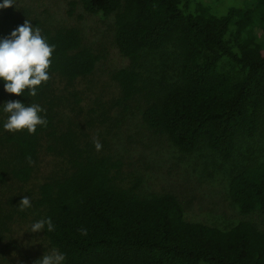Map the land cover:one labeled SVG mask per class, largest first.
Listing matches in <instances>:
<instances>
[{
	"label": "trees",
	"instance_id": "obj_1",
	"mask_svg": "<svg viewBox=\"0 0 264 264\" xmlns=\"http://www.w3.org/2000/svg\"><path fill=\"white\" fill-rule=\"evenodd\" d=\"M79 2L88 13L113 15L114 43L129 59L128 67L113 73L119 102L144 93L142 121L166 134L181 152L206 148L227 163L241 137L253 139L264 129V0L229 3L222 10L204 0ZM12 9H0L1 20L12 26L0 28V37L24 23ZM36 24L55 45L51 78L35 97L27 91L24 96L6 93L0 83V102L39 103L48 121L34 134L0 128V264L7 261L1 242L8 222L32 208L39 220L51 218L54 230L42 233L52 248L66 254L65 264H264V230L252 221L219 227L188 220L175 194L141 195L139 181L120 185L118 159L92 152L78 133L58 129L50 80L88 75L99 56L82 45L76 26ZM169 46L178 77L153 90L142 56ZM43 141L60 158L57 169L27 191L23 186L36 173ZM227 193L244 214L264 211V157L230 169ZM22 196L32 206L21 212Z\"/></svg>",
	"mask_w": 264,
	"mask_h": 264
},
{
	"label": "rangeland",
	"instance_id": "obj_2",
	"mask_svg": "<svg viewBox=\"0 0 264 264\" xmlns=\"http://www.w3.org/2000/svg\"><path fill=\"white\" fill-rule=\"evenodd\" d=\"M222 10L227 4L243 6L245 0H204ZM12 11L21 22L29 20L33 26L43 22L51 26H76L82 45L99 56L93 71L73 80L55 75L50 80L49 95L56 97L54 123L58 129L78 133L82 142L97 151L94 140L102 144L103 155L121 162L117 182L129 187L139 181L141 195L171 192L183 204L185 217L219 227L240 220H250L264 230V211L244 214L227 193L229 170L241 164L254 163L264 157V129L253 139L241 137L233 159L223 162L208 149L184 153L176 148L168 136L157 132L142 121L141 110L146 106L144 93L127 101L120 100V89L113 78L117 70L128 67L114 43L113 15L84 11L79 0H15ZM0 28L10 31L12 26L1 20ZM36 24V25H35ZM172 46L153 53H144L141 64L151 89L162 88L177 79L179 66ZM43 141L38 154L36 173L24 189L32 191L51 170L57 169L58 157L46 150ZM86 147V144H78ZM27 195V194H26ZM24 213V212H23ZM8 222L9 231L1 246H5V264H35L43 253L52 248L42 230L30 232V225L39 220L36 208L25 216ZM7 245V247H6Z\"/></svg>",
	"mask_w": 264,
	"mask_h": 264
},
{
	"label": "clouds",
	"instance_id": "obj_3",
	"mask_svg": "<svg viewBox=\"0 0 264 264\" xmlns=\"http://www.w3.org/2000/svg\"><path fill=\"white\" fill-rule=\"evenodd\" d=\"M15 0H0V9L12 7ZM55 45L50 44L41 30L34 27L29 20L18 25L7 36L0 37V83L3 90L16 96H24L27 91L29 97H35L38 88L47 83L50 77V66ZM0 128L14 133L26 130L34 134L37 126L46 127L48 124L46 110L39 103H24L22 100H8L0 102ZM94 147L101 150L102 144L94 140ZM31 163V161H29ZM28 196H22L19 201V211L31 208ZM54 230L52 220L46 217L33 222L30 232ZM86 234V233H85ZM66 254L53 249L43 253L35 264H65Z\"/></svg>",
	"mask_w": 264,
	"mask_h": 264
}]
</instances>
